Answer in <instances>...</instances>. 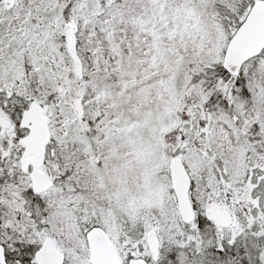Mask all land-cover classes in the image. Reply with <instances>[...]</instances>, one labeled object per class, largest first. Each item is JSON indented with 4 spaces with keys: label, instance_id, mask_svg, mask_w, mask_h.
Segmentation results:
<instances>
[{
    "label": "snow or ice",
    "instance_id": "obj_1",
    "mask_svg": "<svg viewBox=\"0 0 264 264\" xmlns=\"http://www.w3.org/2000/svg\"><path fill=\"white\" fill-rule=\"evenodd\" d=\"M0 264H264V0H0Z\"/></svg>",
    "mask_w": 264,
    "mask_h": 264
}]
</instances>
